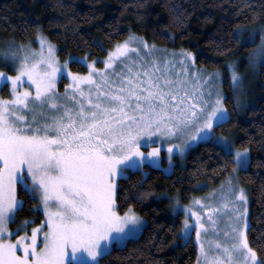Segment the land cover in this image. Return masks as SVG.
I'll return each mask as SVG.
<instances>
[{
  "label": "snow or ice",
  "instance_id": "6c2138e0",
  "mask_svg": "<svg viewBox=\"0 0 264 264\" xmlns=\"http://www.w3.org/2000/svg\"><path fill=\"white\" fill-rule=\"evenodd\" d=\"M37 42L39 49L20 44L5 53L15 75L0 72V84L11 85V98H0V264H101L114 248L137 239L146 224L132 205L120 213L118 181L145 175V165L168 172L161 165L163 143L142 151L153 143L167 142L169 166L177 152L211 142L227 158L222 168L247 169L248 149L213 134L232 119L225 97L211 88L221 73L198 69L193 53L158 49L132 34L108 52L104 68L70 58L89 69L78 74L59 61L42 33ZM252 42L251 35L244 41ZM257 57L264 61V34L249 62ZM226 68L235 90L243 78L232 64ZM65 73L71 84L61 94L57 79ZM25 77L29 87L18 90ZM18 186L28 200H38L32 210L45 219L30 230L35 221L25 220L13 232L9 222L26 202ZM245 204L244 190L229 177L183 207V235L195 227L200 241L197 264H264L249 244Z\"/></svg>",
  "mask_w": 264,
  "mask_h": 264
},
{
  "label": "trees",
  "instance_id": "16d2710c",
  "mask_svg": "<svg viewBox=\"0 0 264 264\" xmlns=\"http://www.w3.org/2000/svg\"><path fill=\"white\" fill-rule=\"evenodd\" d=\"M262 22L264 0H0V48L8 41L26 43L42 31L57 46L61 59L70 55L90 59L106 55L116 43L135 34L158 47L192 51L197 66L214 70L249 54L254 45L241 42L234 33ZM71 67L86 69L84 63L71 62ZM223 87L232 119L215 131L234 133L236 146L249 149L250 163L239 171V180L250 194L249 244L264 261V61L251 105L239 108L227 73ZM3 94H8L6 87ZM226 159L211 142L198 143L171 173L145 165L146 175L135 172L119 180V211L132 205L145 216L146 227L126 247L114 248L101 264H196L197 244L178 238L183 213H172L161 194L179 193L188 201L202 191L198 183H218L233 171L231 163L221 167ZM18 198L26 201L16 214L18 219L44 220L42 211L32 210L38 200H28L19 187Z\"/></svg>",
  "mask_w": 264,
  "mask_h": 264
},
{
  "label": "rangeland",
  "instance_id": "374dc122",
  "mask_svg": "<svg viewBox=\"0 0 264 264\" xmlns=\"http://www.w3.org/2000/svg\"><path fill=\"white\" fill-rule=\"evenodd\" d=\"M242 29H245V30L244 31H240V33H239L240 38L243 40L241 42H244V41L249 40L250 35H251V38H252V41H253L252 44L254 45V47L250 51L249 54L244 55V56H239V57L234 58V59H232V60H230V61H228L226 63V65L232 64L235 67L236 71L243 78L242 85L240 87H238L237 89L233 90L234 99L237 102V104H238V106H239L240 109H241V107L244 108L245 106L251 105L253 103L252 102V95L255 92L254 84H255V81L257 80V73H258V70H259V66H260V64L263 61L260 60L257 57L256 58V63L255 64H252V63L249 62V60H250V58L255 57V54H256V52L258 50V47L262 43V34H264V22L259 23V24H257L256 26H253V27H245V28H242ZM40 32L42 33V31H40ZM136 36H138V35H136ZM245 36H248V37H245ZM124 40H122L120 42H123ZM48 41H50V40L48 39ZM50 42L57 49V46L52 41H50ZM120 42H118V43H120ZM148 43L149 44H154V43H151V42H148ZM20 44H23V45H26V46L27 45H31V47L32 48H35V49H39V47H40L39 43L37 42V36L33 40L27 41L26 43H18L17 41H8V42H6L0 48V72H4L7 75H15L16 74L15 71L13 70V67H12V61L10 59L6 61L3 57H4L5 53L9 54V56H10L13 51H16V49H15L14 46L15 45H20ZM115 45H114V47H115ZM156 47L158 49H165L163 47H158V46H156ZM113 48L109 49L108 52L110 50H112ZM168 50H180V49H168ZM57 51H56L55 55L58 57L59 61L61 63L65 62V61H69L68 68L73 73H78V74H86V73H88L89 69L86 66V63H84L85 66H86V69L85 70H83V71L74 70L71 67V59L70 58H79L80 60H86V62H95V67L96 68H104L103 61L108 56V52H107V54L104 55V56H96V57H93V58H90V59H88L85 56H78V55H70V56H68L65 59H61L59 57ZM189 52L193 53V55H194V52H192V51H189ZM18 55H19V53H18ZM157 55H162V53H157ZM195 65H196V67L198 69H203L205 72H215V71H219L221 73L220 78L218 80H214L212 82L211 88L213 90V95H215V91L216 90H219L221 92V94L225 97V90H224V87H223L224 73H227L228 76H229V73L227 71L226 66H225L224 69L207 70V69H204L202 67L197 66L196 63H195ZM24 80H25V82H24L23 86L20 89H18V90H21L22 91L23 90V87H29V82H27V78L26 77L24 78ZM70 84H71V79L69 77H67L66 73L63 74L62 76L60 74H58L57 91L59 93L63 94L65 92V87L67 85H70ZM4 87H6V89H7V92H8L7 95H4L3 94V88ZM33 90H34V86H33ZM85 90L87 91V89H85ZM0 98H4V99H10L11 98V85L10 84H0ZM224 104H225V100H224ZM225 107L227 108L226 104H225ZM227 110H228V108H227ZM228 112H229V110H228ZM213 134L215 136L224 135V136L229 137L233 141V147L235 149H239L241 151H243L245 149L243 147L236 146L234 133L223 134V133L216 132L214 130V133ZM160 143H163V147H162L161 152H160V157L163 158L161 160V165H162L163 168L168 169V172L167 173L173 172L176 164H178V163L179 164H183L185 162V158H186V155L188 154V152L192 148H194L195 146L198 145V144H196L194 147L186 148V150H185V152L183 154H180L179 152H177L176 154H174L173 157H172L171 166H169V161L165 158L167 156V142L160 141L159 143L151 144V145L148 146L149 148L148 147H143L142 148V151H144L146 153V152H148L150 150V147H157V146H159ZM246 149H248V148H246ZM248 153H249V149H248ZM239 171H240V169H237V170L234 171V167H233V171L231 173H229L228 176H226L223 180H221L218 183H209V182H200V183H198L197 188L202 189V191L200 193L193 194L188 201L182 200V198L180 197V194L179 193H176V194H173V195H168V193L164 192V193L161 194L163 197L167 198V200H168V206H169V209H170V211L172 213H177V212H182L183 213L182 224H181L180 228L178 229V238H179L180 241L183 242V241H186L188 239H193L194 242L197 244L198 251H199L200 241H197L195 227H191L190 233L187 236V238L183 235V233H184V226H183V224H184V219H185V212L183 211V207L185 205H189L191 203L193 197H204L209 192H211L213 189H219L220 186L222 185V183L224 181H226L229 177L232 178L233 185H236V186H238V188H242L244 190V195L246 197V204H245V206L247 208V217L246 218H247V220L249 222L250 194H249L248 187L239 180ZM147 172H148V169L144 168L145 175L147 174ZM17 194H18V192H17ZM163 197H161V198H163ZM38 207H39V205H38ZM191 210L192 209H190L189 212ZM195 210L199 211L200 209L197 208ZM121 214H123V213H121ZM139 215L142 217V219L145 221V224H146V221L147 220H146L145 216H143L141 214H139ZM44 219H45V217H44ZM189 219L192 220V221H194L195 220V217L189 216ZM25 220H33V218L28 217V218H24V219H18L17 217H15V222H9L8 227H9V229L11 231L14 232L15 229H16V227H17V225L20 224L21 222L25 221ZM39 224L40 223L29 224L28 225V229L30 230L32 227H35L36 225H39ZM19 234H21V233H16V235H19ZM29 234H30V232H29ZM11 238L12 239H15V236H12ZM204 242L207 243L206 240ZM258 259H260L259 256H258Z\"/></svg>",
  "mask_w": 264,
  "mask_h": 264
},
{
  "label": "flooded vegetation",
  "instance_id": "af4514ba",
  "mask_svg": "<svg viewBox=\"0 0 264 264\" xmlns=\"http://www.w3.org/2000/svg\"><path fill=\"white\" fill-rule=\"evenodd\" d=\"M154 144V143H153ZM149 148V147H148Z\"/></svg>",
  "mask_w": 264,
  "mask_h": 264
}]
</instances>
